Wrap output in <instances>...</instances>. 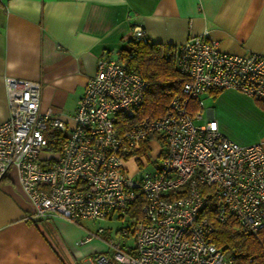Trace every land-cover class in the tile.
<instances>
[{
    "label": "built area",
    "instance_id": "built-area-1",
    "mask_svg": "<svg viewBox=\"0 0 264 264\" xmlns=\"http://www.w3.org/2000/svg\"><path fill=\"white\" fill-rule=\"evenodd\" d=\"M131 40L148 41L140 26ZM174 48L185 81L158 118L137 117L145 80L111 56L97 59L72 115L40 111V82L4 78L0 183L14 169L35 220H127L117 235L132 236L133 246L109 237L92 264H234L212 240L204 213L211 200L215 221L241 234L264 229L262 145L236 143L214 119L194 124L206 95L233 90L264 102V54L226 53L201 35ZM54 133L57 151L48 141ZM138 196L141 215L131 219Z\"/></svg>",
    "mask_w": 264,
    "mask_h": 264
},
{
    "label": "crops",
    "instance_id": "crops-1",
    "mask_svg": "<svg viewBox=\"0 0 264 264\" xmlns=\"http://www.w3.org/2000/svg\"><path fill=\"white\" fill-rule=\"evenodd\" d=\"M135 26L166 48L201 35L226 53L264 54V0H0V124L8 117L5 77L40 82V111L72 115L97 59L118 58ZM202 102V123L214 119L224 136L264 149V108L233 90ZM32 214L11 169L0 183V264H92L112 236L83 224L94 221Z\"/></svg>",
    "mask_w": 264,
    "mask_h": 264
},
{
    "label": "trees",
    "instance_id": "trees-1",
    "mask_svg": "<svg viewBox=\"0 0 264 264\" xmlns=\"http://www.w3.org/2000/svg\"><path fill=\"white\" fill-rule=\"evenodd\" d=\"M118 58L125 62L129 70L140 74L146 83L137 117L161 116L170 99L180 93L185 81L176 68L175 48L131 40L125 49L118 51ZM255 103L264 108V102ZM61 140L58 134H52L48 139L51 150L57 151ZM142 203V198L138 196L129 207L127 216L138 218ZM214 208L215 204L211 200L204 213L214 226L212 240L215 245L230 252L234 264H264V229L256 236L241 234L232 224L215 221Z\"/></svg>",
    "mask_w": 264,
    "mask_h": 264
},
{
    "label": "rangeland",
    "instance_id": "rangeland-1",
    "mask_svg": "<svg viewBox=\"0 0 264 264\" xmlns=\"http://www.w3.org/2000/svg\"><path fill=\"white\" fill-rule=\"evenodd\" d=\"M252 101H254V100H252ZM203 108H205V107H203ZM200 123H202V120H200V119L199 120H194V124L198 125ZM126 221H127L126 218L123 217L122 219H119L118 221H101V222H96V223H93V224L91 222H89V221L88 222L87 221H83L84 222L83 224H85L90 230H94V231L96 230V226H101L103 228H106V231H105L104 235L106 236L107 232H110V233H112L111 238L115 239V237L113 235L114 231L116 229L126 225L127 224ZM125 239L127 240L128 244H130V245L134 244L132 236H129L128 238H125ZM125 239L123 238L121 240L124 241ZM113 264H123V263L118 262L117 260H113Z\"/></svg>",
    "mask_w": 264,
    "mask_h": 264
}]
</instances>
